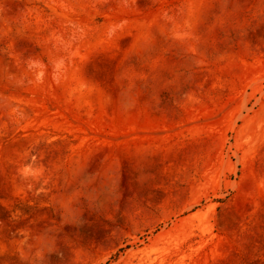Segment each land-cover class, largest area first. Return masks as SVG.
<instances>
[{
    "label": "rangeland",
    "instance_id": "1",
    "mask_svg": "<svg viewBox=\"0 0 264 264\" xmlns=\"http://www.w3.org/2000/svg\"><path fill=\"white\" fill-rule=\"evenodd\" d=\"M0 264H264V0H0Z\"/></svg>",
    "mask_w": 264,
    "mask_h": 264
}]
</instances>
